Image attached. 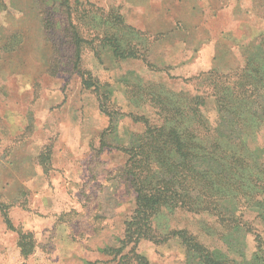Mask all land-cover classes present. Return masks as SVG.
I'll list each match as a JSON object with an SVG mask.
<instances>
[{
	"label": "rangeland",
	"instance_id": "rangeland-1",
	"mask_svg": "<svg viewBox=\"0 0 264 264\" xmlns=\"http://www.w3.org/2000/svg\"><path fill=\"white\" fill-rule=\"evenodd\" d=\"M106 22L120 24L145 63L114 59L101 44ZM263 38L264 0H0V206H9L0 264L110 259L98 250L115 246L130 207L104 174L124 160L99 151L105 107L139 114L146 92L172 85L163 73L179 79L174 88L211 68L234 74L252 52L263 55ZM118 125L119 140L141 130L128 117ZM99 206L110 225L92 236ZM19 232L32 241L27 254ZM142 251L150 264H185L176 241Z\"/></svg>",
	"mask_w": 264,
	"mask_h": 264
},
{
	"label": "trees",
	"instance_id": "trees-1",
	"mask_svg": "<svg viewBox=\"0 0 264 264\" xmlns=\"http://www.w3.org/2000/svg\"><path fill=\"white\" fill-rule=\"evenodd\" d=\"M119 26L106 22L101 44L114 59L145 63L138 43ZM258 42L263 55L251 51L234 74L217 67L180 80L184 87L194 82L189 90L171 87L179 79L163 73L172 85L146 92L139 114L105 107L109 121L99 151L124 160L117 172L104 174L124 190L130 208L115 246L98 250L110 258L102 263L150 264L143 247L176 241L185 264H264V38ZM95 86L83 83L98 92ZM126 117L141 130L119 140L118 123ZM8 207L0 211L9 224ZM102 211L99 206L92 236L110 225ZM18 240L27 241L21 254L31 251L28 234L19 232Z\"/></svg>",
	"mask_w": 264,
	"mask_h": 264
}]
</instances>
